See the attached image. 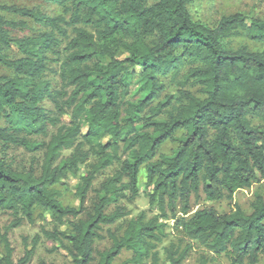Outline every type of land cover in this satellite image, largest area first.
Listing matches in <instances>:
<instances>
[{
  "label": "trees",
  "instance_id": "trees-1",
  "mask_svg": "<svg viewBox=\"0 0 264 264\" xmlns=\"http://www.w3.org/2000/svg\"><path fill=\"white\" fill-rule=\"evenodd\" d=\"M40 1L60 8L68 20L0 5V66L14 74L0 76L5 123L0 147L43 151L39 175L33 167L16 171L0 157V211L13 218L0 233L1 264L31 262L39 238L24 239V255L14 262L8 233L24 221L32 224L37 209L52 221L50 230L41 229L43 238L62 247L70 264H94V240L102 227L127 217L121 201L138 196L142 166L152 187L149 204L159 215L145 221L142 213L126 222L120 236L108 233L111 248L96 264H113L122 251L131 254L123 264H160L155 249L169 220L186 246L182 251L170 246L162 264H182L193 244L228 264H259L264 200L254 196L249 214L231 203L237 191L264 180V128L250 120L264 121V52L233 50L225 40L243 36L264 46V19L235 14L208 28L192 18L191 0ZM5 15L29 19L43 30L16 39L11 31L26 25L8 22ZM61 41L67 42L62 52ZM12 48L18 59L6 55ZM118 51L126 57L118 59ZM52 60L59 65L58 90L43 78ZM168 76L178 89L165 94L162 79ZM187 86L197 88L199 96ZM132 93L138 99L126 100ZM45 101L69 121L47 143H39L35 139L45 138L48 126L57 122L43 107ZM167 141L175 149L154 161ZM64 151L71 154L61 159ZM115 165V173L99 186L97 203L84 213L97 178ZM81 166L86 172L75 193L80 207L63 206L55 187ZM200 192L214 202L231 201L230 211L210 208L188 216L191 197Z\"/></svg>",
  "mask_w": 264,
  "mask_h": 264
},
{
  "label": "rangeland",
  "instance_id": "rangeland-1",
  "mask_svg": "<svg viewBox=\"0 0 264 264\" xmlns=\"http://www.w3.org/2000/svg\"><path fill=\"white\" fill-rule=\"evenodd\" d=\"M0 5L15 6L17 8H24L28 10H37L49 17L62 16L63 18L68 20V15L60 8L47 5L40 0H0ZM189 11L195 22L205 27L213 28L221 18L235 14H241L251 19H264V0H191ZM4 18L8 22L25 23L26 28L24 30L11 31V35L16 39L23 37H32L33 34L43 30L29 19H20L19 17H12L8 15H5ZM88 31L90 33L93 32L91 29H88ZM67 34L68 38H72L71 29L67 31ZM66 43V41H61V52L64 49ZM225 43L230 49L233 50H236L238 48H247L248 50L253 52H264V46L251 43L243 36L230 37L225 40ZM5 53L11 59H18L20 57V54L15 48L7 50ZM125 57L126 55L124 53L119 51L117 52L118 59L122 60ZM186 70L187 67H184L181 70L177 81H182L183 77L186 74ZM0 76L13 78L14 74L11 71L0 66ZM43 78L44 80L49 81L53 89H60L61 82L59 78V65L57 64L56 60H52L51 62L46 64ZM162 83L165 87V94L174 92L178 89L177 85L171 81L169 76L165 79H162ZM186 89L191 93L199 96L197 88H191L187 86ZM129 99L137 100L138 96H133L132 93V97L126 98V100ZM43 107L49 111L52 118L57 119V122L55 127L48 126L47 136L45 138L35 139V141L39 143H47L50 137L55 134L57 127H59L60 125H67L69 121L67 116L58 117L53 106L49 102L45 101L43 103ZM250 120L253 126H262L264 128V121H258L253 118H251ZM4 126V120L0 115V128H3ZM180 136L181 133H177L175 135L176 138ZM175 147V143L170 141L165 142L158 150L154 161H157L158 157L161 155H170ZM70 154L71 151H64L62 153L61 159L67 158ZM0 157L4 158L16 171H22L24 169L27 170L30 167H33L36 175L40 174L41 165L43 163V151L29 153L20 147L1 146ZM90 162H94V159L91 158ZM117 169L118 166L116 165L108 168L102 175L97 178L92 191H90V193L86 197L83 206L85 209L84 213H89L93 205L97 203V192L99 191L100 184L107 177L112 176ZM85 172L86 167L81 166L76 176L68 174L67 178L64 179L61 184L55 187V190L58 191L61 195L60 201L63 206L79 209L80 206L78 200L75 197V193L76 188L79 184V177L83 176ZM146 181L145 167L142 166L140 168L137 181L138 196L132 200L121 201V205L125 208L126 213L128 214L127 217L125 218V220L120 221L112 226L102 227L98 232L99 238L94 240V264L97 263L100 253L111 248V239L109 238L108 233L120 236L125 228L126 222L132 218L139 216L142 213L145 216V221H148L159 215L156 206H151L149 204L148 195L152 193V187H148ZM256 195L264 200V180H261L258 184H253L249 189L237 191L232 197V203L227 199H224L220 202L211 201L207 199L202 192H200L197 196L191 197V212L188 216H191L193 213L202 209L210 208L214 209L219 214H224L230 211L231 204L237 205L241 211H243L245 214H249L251 212V205L254 201V196ZM126 196L128 197L129 195L126 194ZM113 210L114 207L111 206L106 210V213L110 214ZM12 220L13 218L9 212L0 211V233L5 232L6 228L10 225ZM159 222H161V220H159ZM166 225V228L159 232L160 242L157 243L155 249V252L157 253L160 260V264L164 262L165 252L168 248H170V246L179 247L180 251H182L186 246V242L182 241L183 239L180 241L181 237L174 229V222L169 220L166 222ZM66 226L62 227L61 229H64ZM51 227V218L45 215L41 210L37 209L33 213L32 224L24 221L18 228L11 230L8 233V239L13 249V261L16 262L24 255V239L32 240L33 238L38 237L39 242L35 254L29 264H70V259L62 247H60L56 243L47 241L42 237L41 229L50 230ZM2 256L3 248L2 244H0V264ZM130 258L131 254L129 252L122 251L120 255L115 259L113 264H123ZM263 260L264 257H261L259 264H264ZM204 262H206L207 264H228L227 259H225L224 257L217 258L198 244L192 245L187 258L182 262V264H202Z\"/></svg>",
  "mask_w": 264,
  "mask_h": 264
}]
</instances>
